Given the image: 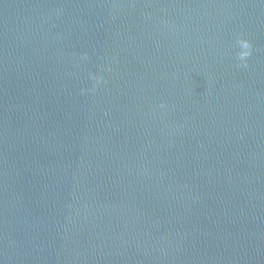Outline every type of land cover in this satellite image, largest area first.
Masks as SVG:
<instances>
[{"label":"water","instance_id":"obj_1","mask_svg":"<svg viewBox=\"0 0 264 264\" xmlns=\"http://www.w3.org/2000/svg\"><path fill=\"white\" fill-rule=\"evenodd\" d=\"M0 264H264V0H0Z\"/></svg>","mask_w":264,"mask_h":264},{"label":"clouds","instance_id":"obj_2","mask_svg":"<svg viewBox=\"0 0 264 264\" xmlns=\"http://www.w3.org/2000/svg\"><path fill=\"white\" fill-rule=\"evenodd\" d=\"M238 44L241 46L242 49H244L239 54V59L243 61L246 59V57L251 55V45L246 41H238ZM243 66L246 67L247 64L245 63Z\"/></svg>","mask_w":264,"mask_h":264}]
</instances>
